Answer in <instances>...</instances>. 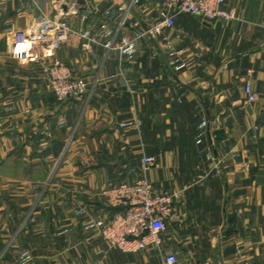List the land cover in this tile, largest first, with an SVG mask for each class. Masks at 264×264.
<instances>
[{"label":"crops","instance_id":"crops-1","mask_svg":"<svg viewBox=\"0 0 264 264\" xmlns=\"http://www.w3.org/2000/svg\"><path fill=\"white\" fill-rule=\"evenodd\" d=\"M161 8L0 0V264H164L169 252L181 264H264V96L243 104L247 82L264 94V0H227L228 21L183 14L137 37ZM59 14L93 43L75 36L55 54L88 82L80 101L47 88L46 62L11 53L39 16ZM143 177L178 195L179 220L160 247L126 253L101 235L115 211L104 191Z\"/></svg>","mask_w":264,"mask_h":264},{"label":"built area","instance_id":"built-area-1","mask_svg":"<svg viewBox=\"0 0 264 264\" xmlns=\"http://www.w3.org/2000/svg\"><path fill=\"white\" fill-rule=\"evenodd\" d=\"M163 8L159 11V20L146 33L160 34L165 28L173 29L180 15H197L206 23L219 20L228 21L234 13L225 8L227 0H161ZM75 4V3H72ZM66 14H69L68 11ZM71 14V13H70ZM65 14L52 18L41 15L15 42L11 51L13 57L23 63L46 62L47 88L60 102L80 101L89 91L88 82L74 75L69 64L54 55L75 36L83 42L82 47L92 49V40L83 30L77 31L66 19ZM87 20L88 16H83ZM132 42L125 36L121 41L124 48ZM171 47V45H170ZM264 59V49L262 51ZM182 61L177 69L186 67ZM251 70L248 71L251 74ZM264 94L255 91L250 82L245 85L244 106L260 100ZM145 169H149L155 158L146 155L143 158ZM107 201L114 208V213L101 230V235L111 248L126 253L138 252L150 245L160 247L162 234L168 229V222L179 220L174 215L177 194L157 192L153 183L146 177L133 183H117L104 191ZM164 264H181L176 253L169 252L164 257Z\"/></svg>","mask_w":264,"mask_h":264},{"label":"water","instance_id":"water-1","mask_svg":"<svg viewBox=\"0 0 264 264\" xmlns=\"http://www.w3.org/2000/svg\"><path fill=\"white\" fill-rule=\"evenodd\" d=\"M78 1L81 2V0H78ZM221 133H223V130H219V131L216 132V134L218 135V137H219V135ZM235 220H236V215L233 214V215H230L229 216V219H228L229 229L227 231V235H231L234 232V230H235ZM234 250H235V248L234 247H231V248H229L227 250V252L228 253H232Z\"/></svg>","mask_w":264,"mask_h":264},{"label":"rangeland","instance_id":"rangeland-1","mask_svg":"<svg viewBox=\"0 0 264 264\" xmlns=\"http://www.w3.org/2000/svg\"><path fill=\"white\" fill-rule=\"evenodd\" d=\"M15 45V44H14ZM54 57H55V55H54Z\"/></svg>","mask_w":264,"mask_h":264}]
</instances>
